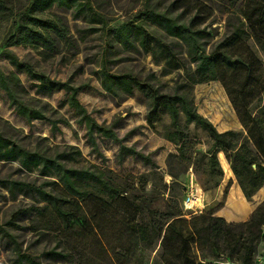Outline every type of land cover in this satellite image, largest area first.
I'll return each mask as SVG.
<instances>
[{"label":"rangeland","instance_id":"1","mask_svg":"<svg viewBox=\"0 0 264 264\" xmlns=\"http://www.w3.org/2000/svg\"><path fill=\"white\" fill-rule=\"evenodd\" d=\"M90 1L102 15L104 23L76 18L74 9L57 5L46 10V17H60L68 27L67 39L54 36V49L29 45L8 47L10 26L0 21V67L6 73L16 70L3 53L8 47L21 60L31 63L51 79L83 86L79 98L91 115L100 124L113 127L123 144L150 155L156 166L136 156H125L122 161L120 144L110 137L101 136L98 139L99 151H94L87 140L85 124L65 103L68 98L66 91L38 94L36 82L26 73H21L25 98L40 107L48 119L26 121L10 106L0 90L2 134L31 150L48 149L51 153L79 150L80 154L69 164L101 170L121 189V193L114 197L97 196L73 202L79 212L65 223L38 193L19 192L14 195L0 184V225L15 238L13 240L0 231V264H31L27 259H21L19 254H28L42 264H178L175 258L169 257L173 253L169 249L173 250L175 242L164 240L169 235L173 214L180 211L182 215L178 218L185 221L176 223L173 228L188 234L191 230L188 222L194 216L214 210L219 216L222 213L230 216L251 214L249 206L256 199L264 203L263 186L248 202L239 191V201L232 204L229 199L234 196L235 188L241 186L226 153H218L224 170L219 186H212L202 162V157L213 144L207 132L193 124L187 126L185 117H182L185 131L183 157L178 146L167 138L172 131L169 114L164 113L162 119L150 123L147 97L139 90L133 95L112 94L104 89L100 73L106 65L113 72H131L151 82L162 93H185L219 132L236 133L233 138L235 149L248 138L249 133L239 109L246 107L256 113L264 103V65L259 64L264 61V52L256 45L250 28L252 0H187L196 6L202 4L204 8L200 16H209L202 23L211 32L207 39L208 49L229 36L239 19H243L251 37L240 45L239 50L246 56L254 54L253 58L258 62L254 80L246 81L245 76L240 75L201 84L190 81L195 62L186 54L185 46L176 48L178 61L172 62L158 53L127 50L110 40L108 31L134 19L143 9V0ZM11 4L16 13L28 6L25 0H11ZM192 7L190 5L189 10L194 14L196 10L192 11ZM52 121L58 127H54ZM253 149L261 160L264 156L260 149L254 144ZM223 157L229 163V175L224 169ZM1 178L30 182L49 193L71 199L56 176L42 175L39 169L27 170L18 160L0 157ZM191 186L198 188L203 195L199 213H194L185 204ZM136 225H148L149 235L141 238ZM152 226H156L155 230ZM261 245L264 248V242ZM263 248L259 247L257 255L264 256ZM51 250L63 251L68 257L58 259L46 255ZM191 254L200 264H227L222 260L212 261L215 259L199 241L191 240Z\"/></svg>","mask_w":264,"mask_h":264},{"label":"trees","instance_id":"2","mask_svg":"<svg viewBox=\"0 0 264 264\" xmlns=\"http://www.w3.org/2000/svg\"><path fill=\"white\" fill-rule=\"evenodd\" d=\"M25 1L28 6L16 13L11 0H0V21L10 26L8 47L29 45L54 49V36L67 39L69 37L68 27L63 19L46 17V10L52 9L55 5L74 9L76 18L83 17L84 20L90 22H105L90 0ZM143 5V9L138 11L134 19L108 31L110 40L127 50L158 53L172 62L178 61L176 48L185 46L186 54L195 62V70L189 76L193 84L216 80L225 81L227 76L235 78L244 75L246 81L256 78L258 62L253 58L254 54L246 56L239 50L240 45L246 43L251 37L243 19H239L229 36L216 47L208 49L207 39L211 36V32L206 26H202V23L209 16H200L204 8L202 4L196 6L195 3L190 4L187 0H143ZM185 5L187 7L182 9ZM190 5H193L192 11L196 10L194 14L189 10ZM249 19L255 43L264 52V0H252ZM8 47L3 53L16 70L6 73L0 67V90L19 116L28 122L48 119L40 107L32 105L25 98L26 89L20 74L26 73L36 82L35 87L38 94L52 95L57 91H66L68 98L65 103L80 116L81 122L85 124L86 137L94 151H99L98 139L101 136L110 137L120 144L119 157L122 161L125 156H136L156 166L155 160L150 155L142 154L123 144L113 127L100 124L91 115L79 98L83 86H74L70 82L51 79L31 63L21 60ZM259 64L263 66L264 61ZM100 73L104 89L116 96L133 95L136 90L142 92L148 99L150 123L162 119L164 113L169 114L172 131L167 134V138L178 146L183 157H185L183 116L187 126L193 124L209 134L213 144L202 157V162L205 163L207 176L212 186H219L224 177V170L218 157L220 151H224L230 160L232 171L248 201H252L264 186V157L260 160L253 149L254 144L264 156V103L256 113L249 111L246 107L239 109L243 125L248 128L249 133L248 138H245L241 145L234 149L233 138L236 133L219 132L213 122L198 111L185 93H162L151 82L144 81L131 72H113L107 69L106 65ZM52 122L54 127H58L55 121ZM78 154H80L79 150L75 152L57 150L53 153L48 149L31 150L3 135L0 131V157L7 160H18L27 170L39 169L42 175L56 176L71 199L54 195L41 186L22 180L1 178L0 184L7 187L14 195L19 192L38 193L53 206L62 220L68 223L79 212V208L73 205V202L87 201L97 196L114 197L121 193V189L101 170L70 165V161L75 160ZM187 159L191 160L188 157ZM223 166L229 175V163L224 157ZM238 201L239 195H235L232 204H237ZM181 215L179 211L171 216L174 219L168 227L170 232L168 237L164 238L166 241H174L176 245L173 250L169 249L173 251L170 253V259L175 258L178 264H200L191 254L192 240L199 241L207 247L209 255L215 259L212 261L222 260L227 264H256L258 249L264 242V203L254 211L248 222L241 224L227 222L224 217L216 215L215 210L194 216L188 222L191 226L188 234H184L183 230L173 228L176 223L185 222L178 218ZM135 227L141 238L150 233L148 225H136ZM155 227L152 226V230H155ZM0 231L11 239H15L13 234L1 225ZM46 255L58 259L68 257L65 252L56 250L48 251ZM19 257L27 259L31 264H42L28 254H19Z\"/></svg>","mask_w":264,"mask_h":264},{"label":"built area","instance_id":"3","mask_svg":"<svg viewBox=\"0 0 264 264\" xmlns=\"http://www.w3.org/2000/svg\"><path fill=\"white\" fill-rule=\"evenodd\" d=\"M185 204L189 209H192L194 213L202 211L203 206V195L198 188L191 186L190 192L185 198ZM256 264H264V256L258 255Z\"/></svg>","mask_w":264,"mask_h":264},{"label":"crops","instance_id":"4","mask_svg":"<svg viewBox=\"0 0 264 264\" xmlns=\"http://www.w3.org/2000/svg\"><path fill=\"white\" fill-rule=\"evenodd\" d=\"M239 191H242L241 187L240 188H235V192H234V196L235 195H239ZM242 194H243V191H242ZM257 195V194H256ZM234 196L230 197V202L232 203L233 201V198ZM243 197L245 198V200L248 202V200L246 199L245 195L243 194ZM261 205V201L259 200H255L253 205H250V209L249 211L251 212V214H248V213H243L244 215H247V216H244L243 214L241 213H237V214H233L234 216H230V215H227L225 213H222L220 214L222 217H224L227 221H230V222H241V223H244V222H248L250 219H251V216L253 215L254 211ZM248 211V212H249ZM263 248V245L260 246V249L262 250ZM264 249V248H263Z\"/></svg>","mask_w":264,"mask_h":264}]
</instances>
